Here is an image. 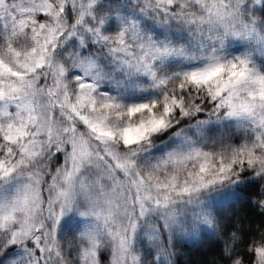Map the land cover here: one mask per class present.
Wrapping results in <instances>:
<instances>
[{
    "label": "snow or ice",
    "instance_id": "obj_1",
    "mask_svg": "<svg viewBox=\"0 0 264 264\" xmlns=\"http://www.w3.org/2000/svg\"><path fill=\"white\" fill-rule=\"evenodd\" d=\"M225 195L264 209V0H0V264H176Z\"/></svg>",
    "mask_w": 264,
    "mask_h": 264
},
{
    "label": "trees",
    "instance_id": "obj_2",
    "mask_svg": "<svg viewBox=\"0 0 264 264\" xmlns=\"http://www.w3.org/2000/svg\"><path fill=\"white\" fill-rule=\"evenodd\" d=\"M216 207L219 212L216 231L205 228L195 240L178 241L174 257L176 264H223L221 253L226 241L231 246L233 233L240 237L239 245L240 241L247 244L264 232V209L259 208L252 198L225 195Z\"/></svg>",
    "mask_w": 264,
    "mask_h": 264
},
{
    "label": "rangeland",
    "instance_id": "obj_3",
    "mask_svg": "<svg viewBox=\"0 0 264 264\" xmlns=\"http://www.w3.org/2000/svg\"><path fill=\"white\" fill-rule=\"evenodd\" d=\"M197 259H198V258H197ZM197 259H196V260H197Z\"/></svg>",
    "mask_w": 264,
    "mask_h": 264
}]
</instances>
